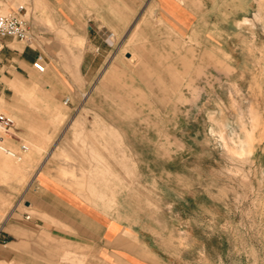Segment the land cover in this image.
Wrapping results in <instances>:
<instances>
[{
	"label": "rangeland",
	"instance_id": "1",
	"mask_svg": "<svg viewBox=\"0 0 264 264\" xmlns=\"http://www.w3.org/2000/svg\"><path fill=\"white\" fill-rule=\"evenodd\" d=\"M9 11L35 57L0 53V264H264V0Z\"/></svg>",
	"mask_w": 264,
	"mask_h": 264
},
{
	"label": "built area",
	"instance_id": "2",
	"mask_svg": "<svg viewBox=\"0 0 264 264\" xmlns=\"http://www.w3.org/2000/svg\"><path fill=\"white\" fill-rule=\"evenodd\" d=\"M10 37L23 42L25 45L31 46L34 36L31 32V27L26 20L18 16L15 12L0 13V53L5 46L4 39ZM32 66L37 71H43L44 65L40 58H36ZM13 123L10 116L0 112V129L5 130ZM22 151L27 147L21 146ZM0 150L7 152L9 155L21 159V156L14 151L8 150L4 145H0Z\"/></svg>",
	"mask_w": 264,
	"mask_h": 264
},
{
	"label": "crops",
	"instance_id": "3",
	"mask_svg": "<svg viewBox=\"0 0 264 264\" xmlns=\"http://www.w3.org/2000/svg\"><path fill=\"white\" fill-rule=\"evenodd\" d=\"M16 39H12L10 37H7L4 39L5 46L3 48V51L6 53V55L9 57V59L16 60L18 62V66H22L23 68H29V65L31 61L34 59L35 54L34 51H32L30 48L26 46H19L17 43H15ZM18 41V40H17ZM99 47H96V50H98ZM25 203H28L26 205H30V202L26 201ZM7 259V261H5ZM15 257L10 256H4L2 252L0 251V261H5L7 263H10Z\"/></svg>",
	"mask_w": 264,
	"mask_h": 264
},
{
	"label": "bare ground",
	"instance_id": "4",
	"mask_svg": "<svg viewBox=\"0 0 264 264\" xmlns=\"http://www.w3.org/2000/svg\"><path fill=\"white\" fill-rule=\"evenodd\" d=\"M12 86H13V85H12ZM3 140H4V139L1 137V138H0V141L3 142ZM4 146H5V145H4ZM5 147H6L8 150H11V149L8 148L7 146H5ZM0 151H2V150H0ZM11 151H12V150H11ZM2 152H3V151H2ZM237 152H238V151H237ZM246 152H249V149H246V148L243 146V147H242V150H241L240 152H238V154H240V153H241V154H244V153H246ZM3 153H6L7 155H9L7 152H3ZM102 175H103V174H102ZM97 176H98V175H97ZM97 176H96V177H97ZM103 177H104V175H103ZM106 184H107V183H106Z\"/></svg>",
	"mask_w": 264,
	"mask_h": 264
},
{
	"label": "water",
	"instance_id": "5",
	"mask_svg": "<svg viewBox=\"0 0 264 264\" xmlns=\"http://www.w3.org/2000/svg\"><path fill=\"white\" fill-rule=\"evenodd\" d=\"M26 204H28V203H26Z\"/></svg>",
	"mask_w": 264,
	"mask_h": 264
}]
</instances>
